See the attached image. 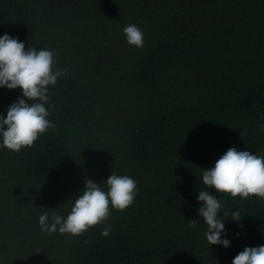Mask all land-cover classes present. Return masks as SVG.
I'll return each instance as SVG.
<instances>
[{
	"label": "trees",
	"instance_id": "16d2710c",
	"mask_svg": "<svg viewBox=\"0 0 264 264\" xmlns=\"http://www.w3.org/2000/svg\"><path fill=\"white\" fill-rule=\"evenodd\" d=\"M136 24L145 45L126 43ZM54 50L49 128L0 149V264H232L264 244V199L215 193L232 240L197 223L199 179L230 147L264 155V0H0V35ZM22 93L0 88V113ZM138 183L132 205L80 235L46 233L84 182ZM211 191V189H210ZM239 211V221L231 213ZM242 224L243 227H238Z\"/></svg>",
	"mask_w": 264,
	"mask_h": 264
},
{
	"label": "clouds",
	"instance_id": "9594fccd",
	"mask_svg": "<svg viewBox=\"0 0 264 264\" xmlns=\"http://www.w3.org/2000/svg\"><path fill=\"white\" fill-rule=\"evenodd\" d=\"M122 31L126 43L144 47V32L138 25L127 24ZM54 65V50L34 46L26 49L25 42L18 37L8 33L0 35V88H19L22 93L7 106L6 114L0 113V149L19 152L24 147L33 146L49 128L56 127L49 119L52 108L49 86H55L58 79L67 74V69ZM202 169L199 179L207 187L197 193L196 199L200 202L197 213L203 222L191 219L188 227L205 224L208 247L219 245L228 248L232 240L225 227V219L219 217L223 201L215 193L264 199V155L233 146L210 168ZM103 181L107 190L100 183L87 179L82 191L74 197L67 215H49L48 211L41 213L38 217L40 230L49 234L80 235L91 226L100 224V234L107 237L113 227L108 221L111 210H124L133 204L138 182L129 175L115 172ZM241 214L239 211L231 213V220L239 221ZM238 227L243 225L238 224ZM232 264H264V244L245 246L234 256Z\"/></svg>",
	"mask_w": 264,
	"mask_h": 264
}]
</instances>
